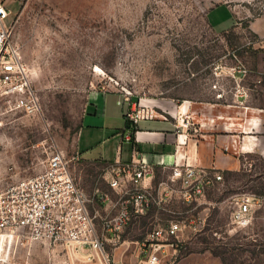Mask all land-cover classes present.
<instances>
[{"label":"rangeland","instance_id":"374dc122","mask_svg":"<svg viewBox=\"0 0 264 264\" xmlns=\"http://www.w3.org/2000/svg\"><path fill=\"white\" fill-rule=\"evenodd\" d=\"M0 1L10 10L6 25L14 27L43 108L29 116L0 102V189L41 172L59 148L87 193L93 196L100 190L117 199L105 177L106 167L80 159L76 151L101 139H89L85 127L79 130L89 90L116 89L169 108V103L212 100L216 94L210 87L217 83L214 90L228 89L231 98L236 91L232 69L239 63L250 69L256 51L264 48V0ZM219 3L229 5L234 14L220 9L217 28L237 21L227 31L209 21V10ZM243 81L251 85L256 77L248 73ZM230 112L247 123L257 120L250 132L255 136L241 141L239 170L223 172V179L195 206L167 203L181 214L154 205L125 233L142 242L157 220L204 216V227L192 232L167 264H264V112L262 117L246 109ZM245 128L250 130L248 124ZM165 177L163 173L160 180ZM245 193L263 200L252 225L235 229L232 211ZM94 207L106 212L101 204ZM38 247L33 258L47 262L51 251ZM18 253L25 255V249Z\"/></svg>","mask_w":264,"mask_h":264},{"label":"built area","instance_id":"2783aa9c","mask_svg":"<svg viewBox=\"0 0 264 264\" xmlns=\"http://www.w3.org/2000/svg\"><path fill=\"white\" fill-rule=\"evenodd\" d=\"M9 14L7 5L0 1V102L37 116L42 113V98L33 84L22 46L14 38V27L6 25ZM232 70L237 94L255 96L259 84H263L264 93V72L254 86L250 85L253 91L246 93L240 83L249 69L239 63ZM212 86L218 88L217 83ZM228 94V89L222 88L217 96L227 98ZM125 97L131 96L125 93ZM158 113L155 105L139 101L126 116L137 123L153 119ZM163 169L166 177L156 184L152 164L139 159L116 162L108 169V183L118 198L100 190L91 196L77 182L67 154L54 149L41 172L0 189V264H116L113 250L125 242L124 235L134 219L147 214L154 205L181 214L167 203L195 206L209 187L223 179L220 171L189 164L165 165ZM262 200L255 194H243L232 211V226L249 228ZM95 204L103 205L106 212L95 208ZM113 207L116 210L111 213ZM204 225V216L192 221L184 217L157 220L141 242L142 260L158 264L163 256L176 255L191 233ZM37 247L51 251L47 262L33 258ZM22 248L25 255L20 256Z\"/></svg>","mask_w":264,"mask_h":264},{"label":"crops","instance_id":"0c3cea01","mask_svg":"<svg viewBox=\"0 0 264 264\" xmlns=\"http://www.w3.org/2000/svg\"><path fill=\"white\" fill-rule=\"evenodd\" d=\"M220 9L231 10L226 3H219L209 10V20L216 29L218 28L215 20L223 14L218 13ZM236 24L237 21L230 27L218 30L227 31ZM263 72L264 48L256 51L249 69L248 73L256 77L251 86L261 78ZM240 85L245 86L246 93L253 91L245 81ZM257 87L258 92L255 96L244 98L234 89L231 98H224L218 97L217 93L220 90L216 91L212 86L210 89L216 94L212 100L169 103V108L162 104H153L159 111L157 116L153 120L141 119L137 123L131 122L126 113L131 106L138 105L139 101L147 103L145 99H134L133 96L127 99L125 92L116 89L93 88L87 93L79 130L85 127L89 139L94 137L101 139H98L97 145L88 141L86 148L82 150L76 147L77 154L80 159L106 167V179L110 176L108 169L112 164L138 159L154 166L155 182L161 179L165 165L189 164L222 173L239 170L241 157H238L237 153L241 152V141L246 137L255 136L250 132L254 130L257 120L252 119L247 123L248 120L242 119L239 115L238 118L231 116L230 110H252L257 117H262L263 84ZM259 101L262 102L260 105ZM245 124H248L250 130H246ZM231 145L235 150H231ZM97 147L99 150L94 155V149ZM226 147L233 153L232 156L228 155ZM124 152L127 153V157L124 156ZM115 210L113 207L110 212L113 213ZM125 238V242L113 250L116 264H147L142 260L141 242L129 236ZM169 257L163 256L158 264H167Z\"/></svg>","mask_w":264,"mask_h":264},{"label":"trees","instance_id":"16d2710c","mask_svg":"<svg viewBox=\"0 0 264 264\" xmlns=\"http://www.w3.org/2000/svg\"><path fill=\"white\" fill-rule=\"evenodd\" d=\"M209 21H210V20H209ZM210 24L213 26V24H212L211 22H210ZM225 172H227V171H225ZM228 172H229V171H228ZM133 221H134V220H133ZM133 221H132V222H133ZM132 222H131V224H132ZM131 224H130V225H131ZM130 225H129V226H130Z\"/></svg>","mask_w":264,"mask_h":264}]
</instances>
